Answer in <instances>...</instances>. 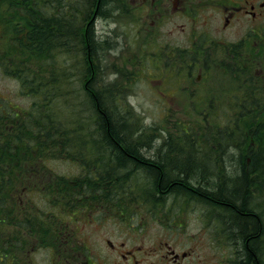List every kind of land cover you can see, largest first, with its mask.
I'll list each match as a JSON object with an SVG mask.
<instances>
[{
  "label": "trees",
  "instance_id": "16d2710c",
  "mask_svg": "<svg viewBox=\"0 0 264 264\" xmlns=\"http://www.w3.org/2000/svg\"><path fill=\"white\" fill-rule=\"evenodd\" d=\"M55 1L0 0V24L2 25L0 68L5 74L18 79L21 84V92L33 98L32 103L28 107H24L12 103L9 98L0 93V264H27L28 248L33 246L35 240H38L39 243L43 239L48 246L60 238L56 234L48 236L49 224L46 223L50 221L54 211H48L42 206L33 209L35 206L31 202L27 201L26 203L27 193L32 190L46 192L48 204L45 207H53L54 204L58 205L62 201L70 204L72 200H77L74 198L75 195L71 197L75 189V184L72 182L75 183L76 180L78 185L82 186L87 176L83 175L85 174L83 171H79L77 174L56 173L50 162L55 159H63L76 168L90 171L92 167L90 162L92 164L101 162L102 159L98 158L97 154L104 151H113L117 154L119 162L131 160L142 163L145 161V155L154 157L151 162L153 166L147 165V169L156 171L154 184L159 190L158 192L163 188L169 190L168 192H175L189 186L195 191V194L192 195L229 212L230 217L226 219L229 222L228 231H230L233 243L240 248V264H263L261 245V237L264 236L263 224L261 225L263 216L253 207L252 192L249 191L250 186L253 185L251 183L253 178H250V175L244 170L245 166H242L240 159H233L238 164V168L232 170L233 178L225 177L226 183L221 185L218 182L220 179L206 183L205 177L204 184L201 183L199 167L192 165L194 162L189 159L190 157L186 158V161L185 159L179 161V157H177L180 155L179 152L183 153L182 148L185 147L188 140H195L196 136L200 137V135H203L205 139H211L209 141L210 149L214 153L220 151L215 143L222 139V136L228 134L227 130L236 128V125L232 124V121L236 122V116H227L225 120L228 121L224 123L223 116L214 113L217 122L215 123L214 120L202 114L205 119L200 121H203L204 124L199 123V126L191 125V119L183 118L184 130L181 131L179 139H184L185 142L180 140L173 142L172 144L177 148L168 151L172 154L175 151L177 153L174 154V157L169 156L170 154L165 157L164 154L159 155V152L156 154L151 145L141 147V144H134L135 140L131 138V135L133 137L135 134L134 131L130 132V125H127L126 120L117 112L112 113L110 109H103L102 106L105 107L106 102H112L115 96L112 93L113 90L101 91L96 87L104 76V72L98 70L99 66L91 62L90 68L85 71L83 62H79L80 68H76V79L80 77L82 83L77 94H81L83 98L86 95L85 102H90L94 106L95 110L90 113L95 114L91 118L97 121L96 123L95 120L91 122L95 124L97 137H108L106 146L109 149H105L103 143L100 144V139L95 140L97 137L89 139L91 135L82 136L80 131L67 130L69 126L65 127L64 121L61 119V110H57L55 106L57 101L67 99L71 94L58 93L60 81L56 82L53 87L48 85L50 82L46 80L49 79L50 70L46 62H49V57L54 55V51L63 52L59 45H65L69 37L81 38L82 44L86 43L89 58L98 54V48H101L102 42L106 39H100L97 36L93 22L88 25H79L80 19L77 16L82 11H77L78 9L73 3L69 2L65 11L70 14L69 17L68 15L65 17L62 13L57 14L56 10L58 9ZM104 1L82 0L80 2L78 0L77 3L81 9L91 13L94 9L100 12ZM45 5H49V7L46 8ZM123 7L122 3L120 8ZM76 19L78 20L76 21ZM79 27L81 29L86 27L84 34L77 32L74 34L75 30L79 31ZM65 37L67 40L64 42ZM6 39H9V45L4 44ZM80 48L83 50L81 46ZM68 52L71 55L70 49ZM43 57L44 60H42ZM67 65L61 69H66ZM52 71L51 75L55 80L58 75L64 79L72 77L67 71L61 72L60 70L58 73L57 69ZM67 95L68 97H66ZM123 95L125 94L123 93ZM116 96L121 97V92ZM76 112V107L69 110L68 123L74 120ZM82 122L84 124V121ZM221 122L224 124L220 125ZM76 137L81 144L80 148L76 145V141L69 142ZM84 137L86 140L83 142ZM241 137L243 138L242 134ZM88 142L95 144L89 146ZM167 143L169 148L171 141L167 139ZM82 149L88 156H80V163H78L74 158L78 155L77 151ZM254 161L250 166L252 165V170H256L257 174H260V171L264 170V161L259 157ZM183 165L184 167L189 165V167L183 168ZM101 168L105 171L99 172L100 176L114 178L111 166L107 167L104 163ZM88 177L91 176L88 175ZM175 180H178L177 183ZM160 183L163 185L162 189L159 188ZM92 184V181L87 183V185ZM160 193L164 195L163 192ZM27 232L30 233V236L25 235Z\"/></svg>",
  "mask_w": 264,
  "mask_h": 264
},
{
  "label": "rangeland",
  "instance_id": "374dc122",
  "mask_svg": "<svg viewBox=\"0 0 264 264\" xmlns=\"http://www.w3.org/2000/svg\"><path fill=\"white\" fill-rule=\"evenodd\" d=\"M77 1L78 0H56L55 4L58 9L56 10L58 12L57 14L62 13L65 17L66 15L69 17L70 14H67L65 11L68 8L67 6L69 5V2L73 3L78 9L77 11H82L79 12L80 14L77 16L80 19L79 25H88L93 22L94 31L97 36L100 39L106 40L102 42L101 48H98V54L89 58L86 43L82 44L81 38L69 37V40L66 41L67 37H65L63 39L64 42L66 41L65 45H59V48L61 47L63 52H58L57 50L54 51V55L51 56V58L49 57V62L51 60L53 62H46L47 67L50 70L48 76L49 79L46 80L50 82L48 85L53 87L56 82L60 81V90L58 93L63 92L69 95L71 94L69 97L68 95L66 96L68 97L67 99L64 98L60 102L57 101L55 106L57 110H61V119L64 121L65 127L69 126L67 130L75 132V129L78 132L80 131L82 136L91 135L89 139L97 137L95 124L91 122L92 120H95L94 118H91L94 117L95 114L90 113L95 110L94 106L91 105L90 102H85L86 95L83 98L81 94H77V90L81 87L82 83V80L80 82V77L76 79V68H80L78 66L79 62H83V68L85 71L90 68L91 62L99 66L98 70L103 71L104 76L97 83L96 87L100 88L99 90L101 91L109 92V90H113L112 93L115 96L112 102L107 103L105 101L106 104L104 103V110L110 109L112 113L117 112L119 116L126 120L125 123L130 125V132L132 131L133 133L134 131V136L138 138V141H135L139 143L137 145L141 144V147L151 145L153 151L159 152V155L164 154L166 157V155L170 154L169 156L174 157V154L177 153V151H175L172 154L168 151H173V149L177 148L172 143L180 140L179 137L181 131L184 130V119H191L190 124L195 126L199 124L200 120L205 119L203 115L208 116L209 119L215 121L214 113H217L219 116H223L224 123L228 121L225 120L227 116L235 115L236 122L238 123L237 127H234L235 131L227 130L228 134L222 136L223 138L220 140L218 139L219 141L215 143V145H218L220 151H215L216 153H214L210 149L211 143L209 141L211 139H205V137L198 138L196 136L195 140H188L187 144L185 143V147L182 148L183 153L178 151L180 155L177 157H179V161L183 159L186 161V158L190 157L189 159L194 162L192 165L199 167V181L201 183L204 184L205 177V180H207L206 183L210 181H218L220 179L218 182L221 185L226 183V181H224L225 177L233 178L234 173L232 170L238 168V164H236L233 159L239 158L242 166H245L244 170L250 175V178H253L254 180V185H252V187L250 186L249 191L252 192L253 207L263 216V222L261 225L263 224L262 226L264 228V170H261V175H259V173L257 174L256 170L250 171L252 165L250 167L247 160L248 153L250 152L255 156L251 161H254V159L257 160L258 157L264 161V112L257 113L254 120H251V116H253L255 112H212L202 110V108L195 109L191 106L192 104L189 103L185 104L186 107L182 105H174L172 111L163 110V101H160L153 93L151 79L154 78V76L149 73L145 74V72L141 74L134 73L132 69V62L138 56V45L145 41L149 36L152 44L147 48L150 50L154 48L156 52H159L161 49H167L163 47L166 41L169 43L172 41V44L175 45H182L183 47H171L169 50L175 48L179 52L182 48L186 49L187 54L185 56H187V59L181 62L183 65H186L188 70L195 71L196 73L198 69L196 68L194 70L193 67L204 63L206 66H208L207 64H210V66H208L209 68L213 65V70L210 69L209 72H213L214 70L221 71L222 68L225 69V63L223 62L221 64L222 61L215 62L211 60L210 54L208 57L204 54L200 59L193 53L195 46L191 47L189 43L191 37L190 30L194 27L202 29L198 19L190 21L188 19H183L179 14L157 18L152 17V14L149 12V15L143 14L144 16L140 19L139 25H143L144 30L141 36L136 38L135 35L137 34L138 24H135L134 26L136 18H133V15V17H131L129 14L131 12L129 7L134 8L132 0H105L100 12H97L96 9H92L93 11H91V13L83 8L81 9V6L78 5ZM80 2H82V0H80ZM122 3L124 7L120 8ZM45 6L46 8L49 7V5ZM77 20L78 19H76V21ZM153 24H155V26ZM86 27L83 29L79 27V31L75 30L74 34L76 32L84 34ZM221 28L222 26H218L217 20L213 19V17H208V24L204 29H206L211 37H219L221 35ZM227 30H230V28ZM200 33L202 34V30ZM228 38L233 37L229 36ZM4 44L9 45V39H6ZM79 45L83 50H81ZM208 47H210V45H208ZM68 49L72 51L71 55H69ZM156 52L153 53L154 56L156 55ZM162 56L164 57L163 54ZM143 57H146L147 59V56L144 53ZM203 59L204 61L202 62ZM42 60H44V57ZM124 64H126L125 67L123 66ZM65 65L68 67L64 70L61 69L62 67L64 68ZM176 68H178V66H176ZM55 69H57V73L60 70L61 72L67 71L72 77L64 79L61 78V75H58L59 77L56 76L57 79L55 80L51 75L53 73L52 70ZM215 77L221 78L222 76L216 74ZM214 82L216 87H218L217 84L221 83L218 79H214ZM20 85L18 79L14 76L5 74L0 68V93L9 98L12 103L28 107L32 103L33 98L23 94ZM122 89L132 91L129 94V99L134 105L133 108L129 104V101L125 100L123 102L120 97L116 96L122 91ZM198 98H195L193 103L194 106H199L201 104ZM230 98V96H227L224 103H228ZM233 101L234 99L231 100V102ZM115 104L119 106L118 109L116 108L117 111L115 110ZM74 107L77 108L76 116L74 117V120L68 123L69 110H72ZM258 117L260 120L256 122ZM82 121H84V124ZM96 121L97 120H95V123ZM215 123L217 122L215 121ZM241 134L243 135V138L241 137ZM134 136L132 137L131 135L132 140ZM252 136H254L255 139L252 138ZM244 137L246 139H244ZM167 138L171 141L170 149L167 147ZM95 139L101 138L97 137ZM85 140L84 137L83 142ZM73 141L77 142L76 145H78L79 148L81 147L77 137L69 140V142ZM180 141L182 142L184 139H181ZM92 144L95 143L88 142L89 146H92ZM80 156H85V153L78 154L77 159L79 162ZM203 157L206 158L205 161L208 165H202L204 161ZM106 161H108V159H106ZM50 164L55 169L54 171L56 173H78V170L74 165L65 162L63 159H55L51 161ZM184 165L183 168L189 167V165L185 167ZM256 169L258 170L257 165ZM153 178L152 174H147V170L143 172L140 169L138 176L135 175L132 180L125 182L122 185L121 193L126 199L131 197L136 201H139V205L134 206V208H136V206L139 207V212L134 215L131 222L137 225L138 220L142 219V216H145V219L155 216L154 220L156 221V227L153 228V224L146 223L142 230L144 235L138 239V241H144L146 244H150L152 241V235H158L159 237L167 236V239L170 240L169 242L175 244L177 249H191V245L195 242V251L193 253L194 258L192 261L198 260L199 264H240V248L233 243L231 235L229 234L230 231H228L229 222L226 219L230 217L229 212L192 195L195 194V191L189 186L185 187V189H178L175 192L167 191V194L163 195L158 192L157 187L155 188L153 186ZM176 181L178 180H175V182ZM134 185L136 187H134ZM42 191L43 190H32L28 192L27 201L35 206L33 209L42 206L48 211H53L52 206L45 207L48 204V196L46 195V192ZM261 193H263V196ZM153 208L155 209L156 214L151 211ZM158 216H175L181 218V224L183 227L177 228L180 235L171 236V234H173L171 233V228H174V225L180 219L174 222L163 221V223L157 219ZM171 224L173 226H165ZM25 235L30 236V233L27 232ZM37 241L38 240H35V244L33 245L34 248L37 249L35 251L32 249L33 254L31 257L33 262L35 264H50L52 260L50 252L45 249L46 242H44L43 239H41L39 243ZM100 241L102 242V240ZM128 241L133 242L134 240L128 239ZM261 245L262 256L264 259V236L261 237ZM190 259L191 257H189L188 262H190Z\"/></svg>",
  "mask_w": 264,
  "mask_h": 264
},
{
  "label": "flooded vegetation",
  "instance_id": "af4514ba",
  "mask_svg": "<svg viewBox=\"0 0 264 264\" xmlns=\"http://www.w3.org/2000/svg\"><path fill=\"white\" fill-rule=\"evenodd\" d=\"M134 1L139 9L146 11L148 15L150 12L154 17L179 14L183 19L190 21L198 19L202 29L194 27L190 30L189 43L191 47L195 46L193 53L200 59L204 54L206 57L210 54L211 60L222 61L221 64L224 62L226 65L221 71L209 72L210 69L213 70V65L209 68L210 64L206 66L204 63L193 67L194 70L198 69L195 73L181 62L187 59L186 49L182 48L179 52L175 48L169 50L171 47L183 46L166 41L163 47L167 49H161L154 56L157 62L163 63L162 74L154 73V78L151 79L152 85L157 88L159 100L164 103L163 110L172 111L174 105L186 107L185 104L188 102L190 104L199 97L201 104L191 105L195 109L264 112V0ZM208 17H213L217 20L218 26H222L221 35L217 38L211 37L204 29L208 24ZM228 28L230 30H227ZM143 30L144 28L139 32ZM229 36L233 38H228ZM216 74L222 77L217 78ZM173 75L176 77L173 78ZM214 79L221 81L217 84L218 87ZM131 92L121 91L120 99L123 102L129 101L132 106L129 99ZM123 93L127 97L124 98ZM227 96L231 98L228 103H224ZM99 107L101 108V105ZM102 107L104 109V105ZM115 107L118 109L119 106L115 104ZM234 124L235 122L233 126ZM133 140L138 141V138L134 136ZM102 143L105 149H109L106 146L107 136L100 139V144ZM97 155L102 161L94 164L90 162L92 165L90 171L77 168L78 172L83 171L85 173L83 175L87 176L82 186L78 185L76 180L73 182L75 189L71 197L75 195L74 198L77 200H72L70 204L62 201L58 205H53L54 215L46 223L49 224L48 236L56 234L60 238L45 247L51 255L50 264H199L198 260L192 261L195 242L191 249H177L175 244L169 242L167 236L152 235L150 244L138 241L144 235L142 230L146 223L153 224V228L156 227L155 216L147 219L142 216L137 225L131 222L134 215L139 212L138 206L134 208L135 205H139V201L131 197L126 199L121 193L122 185L132 180L135 175L138 176L141 169L143 172L147 170L148 175H153V186L156 188L154 184L156 171L147 169V165H152L154 157L145 155V161L141 163L131 160L119 162L117 154L113 151H104ZM85 156H88L87 153ZM254 157L252 153H248L249 164ZM203 160L202 165H208L205 157ZM104 163L107 167H112L114 178L100 176L99 172L105 171L101 168ZM89 181L93 184L87 185ZM251 183L254 185V182ZM162 186L160 183L159 188L162 189ZM166 191L169 190L163 188L160 192L166 195ZM261 194L263 196V193ZM151 211L156 214L154 208ZM157 219L161 222H174L180 219L174 228H171L173 233L171 236L180 235L177 228L183 227L181 218L158 216ZM128 239L134 241L130 242ZM32 249L35 251L37 248Z\"/></svg>",
  "mask_w": 264,
  "mask_h": 264
},
{
  "label": "bare ground",
  "instance_id": "6f19581e",
  "mask_svg": "<svg viewBox=\"0 0 264 264\" xmlns=\"http://www.w3.org/2000/svg\"><path fill=\"white\" fill-rule=\"evenodd\" d=\"M156 32V31H155ZM122 33V32H121ZM162 35V34H161ZM165 37V36H164ZM163 40V39H162ZM177 46V45H176ZM237 70V69H236ZM201 100V99H200ZM168 105H170V104H168ZM167 110V109H166ZM171 201V200H170Z\"/></svg>",
  "mask_w": 264,
  "mask_h": 264
}]
</instances>
